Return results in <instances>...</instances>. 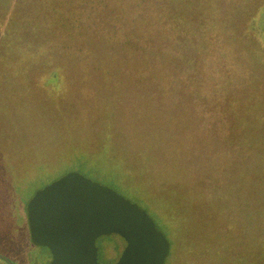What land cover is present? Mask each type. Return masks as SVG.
<instances>
[{
    "label": "rangeland",
    "instance_id": "rangeland-1",
    "mask_svg": "<svg viewBox=\"0 0 264 264\" xmlns=\"http://www.w3.org/2000/svg\"><path fill=\"white\" fill-rule=\"evenodd\" d=\"M100 1L78 39L54 28L87 2L20 3L17 54L0 0V264L51 262L31 216L71 172L142 210L167 242L163 264H264V0L217 2L228 31L208 36L198 19L203 35L180 42L138 7ZM95 247L115 264L125 245L111 234Z\"/></svg>",
    "mask_w": 264,
    "mask_h": 264
},
{
    "label": "water",
    "instance_id": "water-1",
    "mask_svg": "<svg viewBox=\"0 0 264 264\" xmlns=\"http://www.w3.org/2000/svg\"><path fill=\"white\" fill-rule=\"evenodd\" d=\"M31 216L33 241L47 247L52 264H97L95 241L117 235L125 248L115 264H163L165 238L149 217L112 189L77 173L46 187Z\"/></svg>",
    "mask_w": 264,
    "mask_h": 264
},
{
    "label": "trees",
    "instance_id": "trees-1",
    "mask_svg": "<svg viewBox=\"0 0 264 264\" xmlns=\"http://www.w3.org/2000/svg\"><path fill=\"white\" fill-rule=\"evenodd\" d=\"M8 0H3V4L7 3ZM28 0H9V9L10 12L3 15V18L6 17V27L5 31L6 33H14L17 34V39H9V43L7 45L9 48L14 49L18 52H22L21 45H28L26 41L22 38V33L25 30L24 23L26 22V8L24 4H20L22 2H26ZM78 0H57V2H60L61 4L65 3L66 8H72V6L77 5ZM118 1L120 5H123L124 7H127L128 5H131L133 8L136 6L140 9V15L139 20H146L156 26H161L165 30L168 28H173L176 31V34L174 35L176 37V41L180 42L182 39H194V36H190V34L201 36L202 30L200 29V24L198 23V19H203L202 26L206 32V27L209 25L216 26L218 28L221 27L222 31L226 33L228 31V26L224 24L222 26L221 24V17L218 15L217 12H214V9H216L217 2H221L222 0H115ZM84 3L87 2L86 7H81L78 5L76 10H72L71 12L75 13V17L77 19V24L74 26H67L64 21L60 23L59 26H56L54 29L60 30L59 34L57 35L64 38L66 36H73L74 38H79L85 27L87 25V22L91 19V16L88 12V8L94 3H96L99 6H102L103 3L100 0H83ZM6 5V4H5ZM252 5L255 6L256 2H252ZM245 6V10H249V8ZM256 8V7H255ZM66 9V10H67ZM196 9L199 10V12L202 14L200 17H197L198 14L196 12ZM257 10V9H256ZM256 10L254 12H256ZM253 11V10H252ZM132 16L138 15L136 14L135 10H132ZM8 14V15H7ZM135 14V15H134ZM145 17L147 19H143L142 17ZM254 16V15H253ZM252 16V17H253ZM12 17L14 20L10 21L9 18ZM134 18H137L134 17ZM255 18V16H254ZM97 19V17H96ZM136 20V19H135ZM261 20V19H260ZM254 21V19H253ZM144 22V21H143ZM79 23H81L79 25ZM253 25H256L255 22H253ZM1 26V25H0ZM259 28L262 26V22H258ZM68 30V33L65 31ZM209 35H212L211 31H207ZM56 37V42H59ZM198 40V39H197ZM106 41V40H105ZM55 42V43H56ZM6 45V42L3 44ZM63 49V48H61ZM188 52V51H187ZM194 54V53H193ZM9 56H12L9 54ZM189 57H191L189 55ZM192 58V57H191ZM43 60H39L36 62V65L38 66V71H48L51 70V65L49 62L43 63ZM12 66V62L9 60V69ZM8 63H4L3 65V71L7 70ZM25 77V76H23ZM57 77L56 73H53L51 78L56 79ZM74 173V172H71Z\"/></svg>",
    "mask_w": 264,
    "mask_h": 264
},
{
    "label": "flooded vegetation",
    "instance_id": "flooded-vegetation-1",
    "mask_svg": "<svg viewBox=\"0 0 264 264\" xmlns=\"http://www.w3.org/2000/svg\"><path fill=\"white\" fill-rule=\"evenodd\" d=\"M50 254H51V252H50ZM1 260L4 262V264H11L10 262H8V260H5V259H1ZM52 262H53V257L51 258V262L49 264H52Z\"/></svg>",
    "mask_w": 264,
    "mask_h": 264
}]
</instances>
